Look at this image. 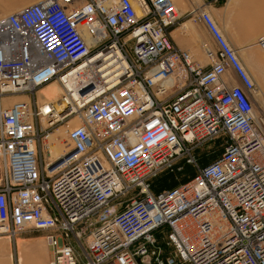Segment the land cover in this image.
<instances>
[{"label":"built area","instance_id":"obj_1","mask_svg":"<svg viewBox=\"0 0 264 264\" xmlns=\"http://www.w3.org/2000/svg\"><path fill=\"white\" fill-rule=\"evenodd\" d=\"M187 14L212 39L197 55L170 38L173 0H36L0 15V229L42 230L47 264H264L257 87L211 12ZM52 80L58 98L39 100ZM20 91L30 98L3 104ZM59 124L78 154L47 167ZM182 161L192 175L151 188Z\"/></svg>","mask_w":264,"mask_h":264},{"label":"rangeland","instance_id":"obj_2","mask_svg":"<svg viewBox=\"0 0 264 264\" xmlns=\"http://www.w3.org/2000/svg\"><path fill=\"white\" fill-rule=\"evenodd\" d=\"M36 0H28L23 2L20 6H17L15 8H11L8 11L16 10L22 7L23 5H26L30 2H33ZM178 1V6H180V17L178 21L173 24L170 29L173 27L179 25L182 21L188 20L190 23L191 29H192V35H194V38L191 36H188L186 34L180 35V39H177L180 43L181 47L187 48L189 47L192 53L194 55H197L199 53L198 43L200 40H207L204 35V27L201 23L195 21L191 14H187V11L195 6V3H200L201 0H176ZM177 6V7H178ZM204 8H207L210 10V6L203 5ZM211 12V11H210ZM176 40V39H175ZM259 40V39H258ZM254 42L253 44H250L247 46V48H244L243 46L235 47L238 51V54L240 55L242 62L244 63L245 67L249 70L251 73L255 86L258 89V94L255 95V110L256 111H262L264 112V96L262 97L261 91L264 92V51L257 46V42ZM47 92V88L44 89L45 94ZM38 94V93H37ZM16 99V98H15ZM18 99V98H17ZM56 126L54 130L57 128ZM223 143L220 140L207 142L202 147L198 148L196 150L197 153V159L199 164H204L211 159H213L215 156H217L221 150H222ZM43 149V148H42ZM66 151L69 154V159L64 160V156H60L57 160V167L63 164L64 161L73 160L76 156L77 152L75 150H68L66 148ZM42 155L44 154L43 151L41 152ZM44 160L45 154H44ZM183 163V169L179 171H163L158 176H156L152 180L151 188L154 191H157L161 188L170 187L174 182H179V180H184V177L186 175H192L194 173L193 167L184 161ZM42 230H32V229H25L22 231H19L16 233V238H11L10 242L7 239L0 240V264H47L49 261V251L48 247L44 241L43 236L41 237V241L39 239H33L36 237L37 234ZM7 235L6 233H2ZM3 236V235H1ZM0 236V237H1ZM30 238V239H29ZM32 238V239H31ZM42 243L43 248L40 250L34 251V246L38 243ZM78 249L82 251L81 247L77 245ZM25 250V251H24ZM32 250V251H31ZM30 251V258L24 257L21 252ZM32 252V253H31ZM40 253V255L38 254Z\"/></svg>","mask_w":264,"mask_h":264},{"label":"crops","instance_id":"obj_3","mask_svg":"<svg viewBox=\"0 0 264 264\" xmlns=\"http://www.w3.org/2000/svg\"><path fill=\"white\" fill-rule=\"evenodd\" d=\"M25 1L28 0H0V15L13 11L8 10L20 6ZM174 1L178 6V1ZM203 5L210 6L213 18L218 23L227 40L234 47L244 45V48H247L248 45L256 42L260 35L264 34V0H201L200 3H195L194 7L204 8ZM178 8L180 10V6ZM168 33L170 34V38L179 46L180 43L177 39H180V35L186 34L194 38L188 20L182 21L172 29L169 28ZM204 35L208 41L212 40L205 27ZM187 48L190 49L189 47ZM199 58L203 59V55L199 54ZM261 94L263 97V90ZM41 235L43 236V231H40L33 239L41 241ZM42 248L43 245L39 242L34 246V251L38 250L40 252ZM48 251L50 254L49 249ZM38 254L40 255V253Z\"/></svg>","mask_w":264,"mask_h":264},{"label":"bare ground","instance_id":"obj_4","mask_svg":"<svg viewBox=\"0 0 264 264\" xmlns=\"http://www.w3.org/2000/svg\"><path fill=\"white\" fill-rule=\"evenodd\" d=\"M174 4H175V7L176 9L178 10V13L180 14V10L179 8L177 7V4L175 3V1L173 0ZM20 9V8H19ZM15 11V10H14ZM210 11V10H209ZM12 12V11H11ZM217 23V22H216ZM175 24V23H174ZM173 25V24H172ZM171 25V26H172ZM218 25V23H217ZM170 26V27H171ZM169 27V28H170ZM219 27V25H218ZM168 28V30H169ZM220 28V27H219ZM221 29V28H220ZM222 31V30H221ZM84 34L86 35V39H87V42L89 43V45H91L92 43V38L91 36L88 34L87 31L84 30ZM224 34V33H223ZM227 39V38H226ZM257 46H259L263 51H264V47L260 45L259 43V40L257 42ZM237 50V49H236ZM238 53V52H237ZM238 56L240 57V55L238 54ZM241 58V57H240ZM242 60V59H241ZM243 63V62H242ZM244 64V63H243ZM245 67V65H244ZM245 69L247 70V72L249 73V75L251 76L252 80L254 81L251 73L249 72V70L245 67ZM183 81V73L180 72L178 69H176L175 71H173L171 74H169L166 79L164 80V84L170 88V89H173L177 84L176 82H178V85L180 83H182ZM47 88V92L45 94L42 95V93L44 92V89ZM62 91V86L59 82L55 81V80H52V81H48L46 83H43L41 85H39L36 89H35V92H36V95H37V98L39 100H43V99H56L58 98L59 94L61 93ZM258 89L256 88V94H258ZM38 93V94H37ZM15 98L17 99H29L30 96L26 94L25 91H20L18 93H14L8 97H5L4 98V102L3 104L6 105L7 103L11 102L12 100H15ZM256 99V97H255ZM255 110V108H254ZM255 112H257L255 110ZM260 112L261 114L264 115V112L262 111H258ZM256 114V113H255ZM58 127L53 130V132L51 133V136L48 140H46L43 144V153L45 154V161H46V165L47 167H51L52 164L56 165L57 167V160L58 158L61 156H64V160H67L69 159V154L68 152L66 151V148H68V150L72 149V150H75L77 152V150L71 146L69 144V137H68V132H67V128L65 125L63 124H59L57 125ZM216 141V140H215ZM205 145V144H204ZM44 154H43V157H44ZM78 154V152H77ZM76 154V155H77ZM76 158V156L74 157V159ZM71 161V160H69ZM55 167V168H56ZM33 230H36V229H33ZM4 232L1 231L0 229V240H4V239H7L9 240L10 242V239L13 237V238H16V234L13 235V236H9L7 233V235L4 236V234H2ZM44 238V237H43ZM44 241H45V238H44ZM46 243V241H45ZM47 245V243H46ZM48 247V245H47ZM49 249V247H48ZM50 250V249H49ZM25 251V250H24ZM24 251L21 252V254L24 256V257H29L30 258V251L26 252L27 254L24 253ZM32 251V250H31ZM32 253V252H31ZM51 254V253H50Z\"/></svg>","mask_w":264,"mask_h":264},{"label":"trees","instance_id":"obj_5","mask_svg":"<svg viewBox=\"0 0 264 264\" xmlns=\"http://www.w3.org/2000/svg\"><path fill=\"white\" fill-rule=\"evenodd\" d=\"M187 176H188V175H186V176L184 177V179L187 178ZM174 184H176V182H174V183H173L172 185H170V186H173Z\"/></svg>","mask_w":264,"mask_h":264}]
</instances>
